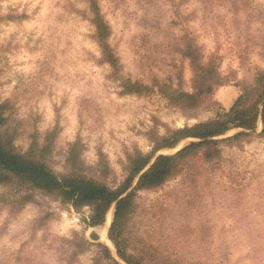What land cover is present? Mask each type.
<instances>
[{
	"label": "rangeland",
	"instance_id": "374dc122",
	"mask_svg": "<svg viewBox=\"0 0 264 264\" xmlns=\"http://www.w3.org/2000/svg\"><path fill=\"white\" fill-rule=\"evenodd\" d=\"M97 2L118 71L102 60L88 0H0V102L6 103L5 126L18 151L41 144L54 130L45 158L54 172L74 169L66 156L77 141L75 168L113 186L124 177L128 153L148 152L155 133L226 110L241 86L264 70V0ZM188 41L202 61L216 57L228 81L182 110L166 90L192 91L190 59L181 53ZM127 79L145 89L123 93ZM260 130L258 122L240 145L221 143L222 159L214 166L200 159L197 185L180 175L138 191L130 226L152 249L147 263L264 264ZM188 140L157 153H172ZM112 211L102 225L89 227L87 207L76 210L57 194L3 180L0 264H110L96 241L126 264L107 235Z\"/></svg>",
	"mask_w": 264,
	"mask_h": 264
},
{
	"label": "trees",
	"instance_id": "16d2710c",
	"mask_svg": "<svg viewBox=\"0 0 264 264\" xmlns=\"http://www.w3.org/2000/svg\"><path fill=\"white\" fill-rule=\"evenodd\" d=\"M88 1L92 13L91 22L95 28L94 38L100 48L102 60L118 71L117 57L107 41L110 27L97 0ZM181 53L190 59L193 70L192 91L175 89L168 93L166 90V97L174 106L188 110L198 106L204 95L228 80L219 72L216 57L209 56L206 62L202 61L203 55L192 42H186ZM122 88L123 93H141L145 89L129 79L122 81ZM6 108V103L0 102V183L11 179L16 186L24 185L28 189L57 194L76 210L87 207L89 213L83 220L89 227L102 225L108 209L113 206L107 235L117 256L126 264H167L147 263L149 261L145 257H153L152 249L139 243L140 239L130 226L139 208L138 191L159 188L180 175H188L190 181L197 185V179L203 172L197 162L201 159L203 163H212L214 166L221 161V143L240 145L241 140L254 135L252 131L256 129L258 122L261 130L257 135L264 136V70L257 72L250 83L241 86L239 94L226 110L190 125L167 128L163 134L155 133L148 152L134 150L128 153L123 168L124 177L113 186L88 177L75 168L78 166L77 141L72 144L66 156V161L73 163L74 166L70 167L74 169L61 174L54 172L45 161L53 142L54 130L46 133L41 144L34 141L27 151H18L13 143V135L7 132L9 127L5 126L8 118ZM233 128L239 130L232 135L217 138ZM186 139L190 140L172 153H157L175 148ZM187 181V178L182 179L180 184ZM91 234L93 238H98L94 232ZM95 244L102 249L101 258H105L110 264H122L112 256L106 245L99 241Z\"/></svg>",
	"mask_w": 264,
	"mask_h": 264
}]
</instances>
